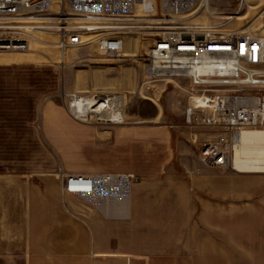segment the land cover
<instances>
[{
    "label": "rangeland",
    "instance_id": "rangeland-1",
    "mask_svg": "<svg viewBox=\"0 0 264 264\" xmlns=\"http://www.w3.org/2000/svg\"><path fill=\"white\" fill-rule=\"evenodd\" d=\"M236 1L209 0V6L216 13L229 15ZM250 4L252 9L244 12L243 20H234L233 27L253 22L254 29L260 30L264 0H250ZM206 21H212L211 17ZM33 37L52 40L48 35ZM131 40L125 44L126 53ZM131 42L135 57L121 61L93 47L60 53L32 39L26 51L0 52V152H4L0 155V180L8 184L5 186L14 181L35 185L37 196L55 187L56 194L92 212L78 198L61 192L64 175H132V210L139 220L133 229L134 250L129 254L164 261L171 259L168 249L177 217L174 199L188 200L195 194L192 179L202 170L218 173L198 164L200 147L214 140L217 132L184 124L191 85L184 79L146 81L141 57L148 45ZM114 94L124 96V125L98 123L95 119L81 123L68 111L74 97ZM257 174L264 177V173ZM27 195L21 192L18 197L27 199ZM202 212L203 204L197 200L188 225L197 229L196 237L202 242L205 228L231 227L235 223H211L200 219ZM228 214L235 213L229 210Z\"/></svg>",
    "mask_w": 264,
    "mask_h": 264
},
{
    "label": "built area",
    "instance_id": "built-area-1",
    "mask_svg": "<svg viewBox=\"0 0 264 264\" xmlns=\"http://www.w3.org/2000/svg\"><path fill=\"white\" fill-rule=\"evenodd\" d=\"M209 0H0V52L29 49L33 34L55 37L60 53L93 47L121 61L129 39L147 43L146 81L184 79L191 85L184 110L190 128L214 130L198 152L200 167L228 171L236 138L264 132V24L233 27L252 9L237 0L229 17L206 14ZM235 16H239L238 19ZM212 21L207 22L206 18ZM214 19V20H213ZM242 22V21H241ZM129 174H68L61 192L96 211L126 213Z\"/></svg>",
    "mask_w": 264,
    "mask_h": 264
},
{
    "label": "crops",
    "instance_id": "crops-1",
    "mask_svg": "<svg viewBox=\"0 0 264 264\" xmlns=\"http://www.w3.org/2000/svg\"><path fill=\"white\" fill-rule=\"evenodd\" d=\"M5 185L0 180V264H264V177L258 174L202 170L195 175V194L174 199L171 259L164 261L129 254L139 220L132 189L124 214L83 210L55 187L37 196L35 185ZM21 192L27 199H19ZM197 200L204 207L200 219L235 223L205 228L206 238L198 240L197 229L188 227Z\"/></svg>",
    "mask_w": 264,
    "mask_h": 264
},
{
    "label": "bare ground",
    "instance_id": "bare-ground-1",
    "mask_svg": "<svg viewBox=\"0 0 264 264\" xmlns=\"http://www.w3.org/2000/svg\"><path fill=\"white\" fill-rule=\"evenodd\" d=\"M211 8L208 3L205 11L208 16L213 15L216 17L226 18L229 17L230 15V14L226 15V14L216 13L214 9ZM235 17L238 18L239 16H235ZM36 34L48 35L49 37L51 36L52 40L50 42H45L39 38H34V37L32 40L36 42L38 41V43L40 44H45L48 46L50 45L51 47L53 46L52 45V41L54 40L53 35L46 33H36ZM131 41L128 45V47H130L128 53L123 51L124 57H135L133 51H131L132 46L134 48V43ZM68 111L70 115L73 117L72 119L77 120L79 122L81 121V123L82 122L90 123L92 122V119L93 120L95 119V121L97 122L99 121L102 123H108L112 125L125 124L124 96L122 94L108 95L104 97H98L97 95H94V97H74L73 99H71L69 103ZM231 165H232V169L235 172L241 174L264 173V132L249 131V132L241 133L234 142Z\"/></svg>",
    "mask_w": 264,
    "mask_h": 264
}]
</instances>
